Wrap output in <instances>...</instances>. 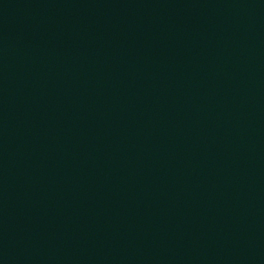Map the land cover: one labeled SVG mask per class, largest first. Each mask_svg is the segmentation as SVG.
<instances>
[{
    "label": "water",
    "instance_id": "95a60500",
    "mask_svg": "<svg viewBox=\"0 0 264 264\" xmlns=\"http://www.w3.org/2000/svg\"><path fill=\"white\" fill-rule=\"evenodd\" d=\"M0 264H264V0H0Z\"/></svg>",
    "mask_w": 264,
    "mask_h": 264
}]
</instances>
